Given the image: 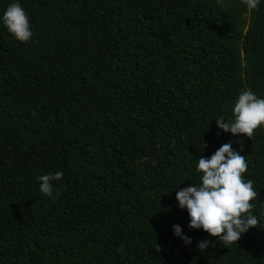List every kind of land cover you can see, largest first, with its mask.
Here are the masks:
<instances>
[{
  "label": "trees",
  "instance_id": "trees-1",
  "mask_svg": "<svg viewBox=\"0 0 264 264\" xmlns=\"http://www.w3.org/2000/svg\"><path fill=\"white\" fill-rule=\"evenodd\" d=\"M13 2L32 37L0 19V264H264V125H216L242 89L264 98V0H0V18ZM229 142L260 223L226 248L175 197Z\"/></svg>",
  "mask_w": 264,
  "mask_h": 264
},
{
  "label": "clouds",
  "instance_id": "clouds-1",
  "mask_svg": "<svg viewBox=\"0 0 264 264\" xmlns=\"http://www.w3.org/2000/svg\"><path fill=\"white\" fill-rule=\"evenodd\" d=\"M260 0H242L251 11L258 8ZM3 25L18 41L28 42L32 37L30 18L18 3H10L3 13ZM234 122H225L224 116L216 119V125L233 136L243 134L249 140L261 125H264V98H258L251 90L242 89L232 108ZM240 143V141H237ZM196 171L200 173L199 183L191 184L176 192V200L189 216L188 227L203 229L212 237H217L224 247L236 243L250 228H257L260 221L253 214L259 193L254 189V181L245 180L248 171L245 155L233 150L231 142L221 145L210 157L197 160ZM64 173L58 171L37 177L39 191L46 197L55 199L52 181L62 179ZM174 235L180 236L185 244L191 243L181 235V227L173 226ZM209 241L199 242L200 251L208 247ZM123 250V245L118 251ZM160 249L157 248V251Z\"/></svg>",
  "mask_w": 264,
  "mask_h": 264
},
{
  "label": "rangeland",
  "instance_id": "rangeland-1",
  "mask_svg": "<svg viewBox=\"0 0 264 264\" xmlns=\"http://www.w3.org/2000/svg\"><path fill=\"white\" fill-rule=\"evenodd\" d=\"M258 253H259V255H260L261 257H264V248L259 249V250H258Z\"/></svg>",
  "mask_w": 264,
  "mask_h": 264
}]
</instances>
